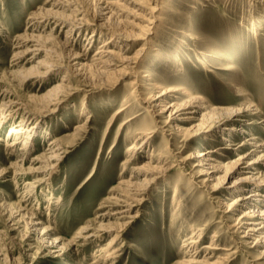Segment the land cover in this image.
<instances>
[{"label":"rangeland","instance_id":"374dc122","mask_svg":"<svg viewBox=\"0 0 264 264\" xmlns=\"http://www.w3.org/2000/svg\"><path fill=\"white\" fill-rule=\"evenodd\" d=\"M161 3L165 10L176 8L178 14H162L164 19L158 34L134 42L130 49L133 55L147 42L157 43L154 45L158 50H151L142 61L151 71V81L160 84L179 82L182 86L192 83L215 106L227 107L245 103L244 98L237 95L236 87V83L244 82L245 87L249 86L248 92L254 95L253 99L261 103L260 110L264 114V7L256 0H163ZM71 4L70 9H62L54 7L50 0H0V80L3 75L7 78L6 83H0V92L7 84H11L31 105L36 106L38 99L53 85L64 81L71 86L55 112L47 117L37 116L38 132L32 140L33 148L28 154L30 157L44 152L50 140L56 138H63L67 145L62 163L45 181H37L42 177L39 172L15 177L14 169L17 167L12 162L21 164V157L17 155L22 152L19 148L24 146L26 138L24 136L16 143L17 153L11 152L6 143L11 129L19 125L22 116L16 115L11 121L0 125V171L2 168L7 169L0 173V264H95V254L111 237L116 236V232L82 241L83 245L78 251H71L70 255L60 260L49 257L40 239V232L43 227L52 226L50 238L59 236L67 243L83 226L99 220V214L115 212L121 205L109 199L118 190L113 188L118 186L120 180L129 178L136 165L125 164L130 157L127 147L131 142L128 137L131 133L128 128L120 131L119 128L126 116L139 111L140 102L134 100L121 116L113 118L121 107L118 103L121 96L129 94L130 78L114 85L109 80L115 75L107 74L109 78L106 75L102 79L88 68H79L80 62H90L92 55L112 35L106 30L102 31L89 49L93 31L101 28L98 24L103 4L99 0H71ZM74 7H78L90 21L89 29L80 35L77 33L73 38L72 52L86 54L89 49V56L80 59L78 64L73 60L72 52L61 44L65 32L55 34L58 36L54 38L49 26L43 25L41 29L33 30L29 20L40 8L68 15L77 13ZM132 9L134 6L127 4V11L117 16L121 28L127 26L126 29L130 30L126 21L134 18ZM166 24L170 28L163 31ZM26 32L41 34L42 39L52 36L50 45L56 47L58 54L47 59L41 54L34 60H25L20 67H30L39 58L56 63L58 70L42 81L30 80L23 85L9 73L16 68L12 66L16 50L13 44L19 34ZM116 42L121 44L119 38H116ZM179 61L183 66L176 69L175 64ZM149 116L150 113L145 112L134 118L131 121L134 124L132 128L144 125L147 122L144 117ZM262 122L255 124L252 130L260 140H264V120ZM80 124H84V128L77 130ZM161 125L164 124L159 123L157 126L158 132L149 150L140 154L136 162L150 160L153 151L157 153L165 148L178 151L173 136L165 132ZM76 131L78 133L73 135ZM243 135H234L235 141L241 142ZM219 136L208 137L207 140L213 141L205 139L204 144L201 139L191 141V147L183 155L201 145L204 148L222 145L224 152L231 151L233 146H230V141L223 142ZM182 139L180 137L178 147L184 143ZM231 156L226 155L222 160L226 161ZM29 165L25 161L24 167ZM183 166L186 169L178 166L154 183L144 201L135 204L132 214L112 215L105 221L125 225V230L119 233L115 243L118 248L114 264H178L185 257V238L208 221L216 223L205 227L204 244H209L219 231L221 246L231 251L238 250L225 264H264V245L258 249L250 248L241 234L234 232L223 212L217 208L218 203L203 187L193 189L194 185L190 188L184 184L181 207L172 210V183L183 177L187 182L196 178L188 169L189 166ZM182 170L186 174L181 175ZM32 182L38 184L35 194L28 195V199L22 201ZM18 205L25 206L29 212L37 208L35 215L41 217L42 221L36 226L38 229L31 226L27 218H20L17 213H13ZM216 252L217 256L227 251L219 249Z\"/></svg>","mask_w":264,"mask_h":264},{"label":"bare ground","instance_id":"6f19581e","mask_svg":"<svg viewBox=\"0 0 264 264\" xmlns=\"http://www.w3.org/2000/svg\"><path fill=\"white\" fill-rule=\"evenodd\" d=\"M99 1L103 4L99 18L101 21L98 24L101 28H96L93 31L89 49L102 31L106 30L112 35L92 55L90 62H80L81 67L79 68H88L102 79H105L104 76L107 74L115 75L113 79L110 77L111 80L108 79L109 76L107 75V79L114 85L122 79L130 78L128 82L129 94L125 93L121 96L122 99L118 102L121 107L116 110L113 118L121 116L134 100L142 105L136 114L126 116L119 128V131L128 128L131 133L128 136L131 142L127 147L130 157L125 161V164L133 163L136 165L130 177L120 180L118 186L113 188V190L115 188L118 190L113 192L109 199L115 204L121 205L116 208L115 212L99 214V220L83 226L67 243H64L59 236L50 238L52 226L42 228L40 239L44 243L49 257L58 260L65 259L71 251H78L82 247V241L105 237L108 233L116 232V236L111 237L98 250L99 252L95 254L93 261L95 264H114L118 248H116L115 243L119 233L125 230V225L112 224L108 221L106 223L105 221L112 218V215L132 214L136 207L135 204L144 201L154 183L169 175L178 166L186 169L183 164L189 166L188 169L196 178L187 182L185 177L180 178L179 176L180 179L172 183V210H178L181 207V190L184 184L190 188L194 185L193 189L203 187L210 197L218 203V207H216L223 212L234 232L241 234L245 243L250 244V248H260L264 245V140L256 137L252 130L255 124L263 123L264 114L260 110L261 103L259 102V104L253 99L254 95L252 96L248 92L249 86L245 87L244 82L237 81L236 87L237 95L243 97L245 103L243 101V105L234 107L215 106L213 102L202 95L198 88L193 87L192 83L186 86H182L179 82L153 83L151 71L146 68L142 61L151 50H158L155 47L157 43L154 42V45V43L147 42L133 55L130 49L137 41L149 39L150 36L158 34L159 26L164 19L162 14L167 12L176 15L178 14L177 9L172 7L165 10L163 3L160 4V1L163 0ZM256 2L264 7V0H256ZM50 3L54 7L62 9H70L72 6L71 0H50ZM127 4L134 6L131 12L134 18L126 21L130 30L126 29L127 26L121 28L120 20L117 19V16L127 11ZM73 10L77 13L65 15L57 10L40 8L29 17L30 27L33 30H38L43 25L49 26L54 32L53 37L57 33L59 35V33L65 32V39L61 44L72 52L74 35L83 34L84 30L89 29L90 22L87 21L78 7H74ZM113 14H116V17ZM168 27L170 28L166 24L163 31H166ZM41 36L35 32L21 33L13 44L16 50L13 54L12 66H16V68L12 69L9 74L20 84L26 85L30 80L42 81L58 70L56 63L46 60L58 54L56 47L50 45L52 36H47V39H42ZM116 38H119L121 44H117ZM88 51L86 54L72 52L71 56L78 64L80 59L84 60V57L89 56ZM41 54L46 59L38 58L32 66L23 65L20 67L25 60H34ZM203 54H206V51H203ZM182 66L180 61L175 64L176 69H180ZM222 70L225 69L222 68ZM6 79L3 75L0 83H6ZM7 85L0 92V125L11 121L16 115H21L22 119L18 126L11 129L6 144L11 152L17 153L16 143L24 136L26 138L24 146L19 148L22 152L17 155V157H21V164L12 162L17 167L14 169L15 177L28 172H39L42 177L37 181H45L62 163L67 153V145L63 138H56L50 140L49 146L44 152L38 156L30 157L28 154L33 148L32 140L38 132L36 124L39 119L37 116L45 115L44 117H47L50 113L55 112L64 101L63 95L68 92L71 86L64 81L53 85L38 99L37 105L33 106L11 84ZM145 112L150 113L149 117H144L147 122L137 129H133L132 125L134 124L131 121ZM245 117L250 118L245 120ZM192 121L196 122L190 126L186 125ZM159 123H163L164 125L161 127L164 131L170 132L173 136V142H175L178 151L174 152L175 150L169 148L157 151V153L153 151L150 160L143 163L136 162L139 160L140 154L147 152L154 142ZM77 128V130H82L84 124L77 125ZM77 133L78 131L74 132L73 135ZM216 134L220 135L219 138L223 142L224 140L230 141V146H233V149L224 152L222 145H220L221 147L209 145L205 148L201 145L200 148L183 155L191 147V141L201 139V143L204 144L208 137ZM242 134H244L241 136L243 140L236 142L234 135ZM180 137H183L182 142L184 143L178 147ZM257 153L259 154L257 155ZM226 155L232 156L226 161L222 160ZM25 161L30 163L29 167H24ZM6 170V168H2L0 173H4ZM184 174L186 173L182 170L181 175ZM36 184L31 183V187L26 192L28 194L26 198L21 199L22 201H26L28 195L35 194V189L38 187ZM16 208L17 210H13V213H17L20 218H27L31 226L36 228L42 223L41 217L35 215L37 208H32L33 212L26 211V207L23 205H18ZM17 214H15L16 217ZM215 223V221H208L202 227L192 229L191 235L185 238L183 243L185 257L178 264H225L232 257V254H237L238 250L231 251V249L221 246L219 231L215 233L209 244L203 243L205 229L214 226ZM219 249L227 252L216 256V250Z\"/></svg>","mask_w":264,"mask_h":264}]
</instances>
